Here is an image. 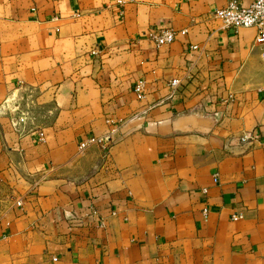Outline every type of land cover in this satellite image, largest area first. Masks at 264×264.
<instances>
[{
    "label": "crops",
    "instance_id": "0c3cea01",
    "mask_svg": "<svg viewBox=\"0 0 264 264\" xmlns=\"http://www.w3.org/2000/svg\"><path fill=\"white\" fill-rule=\"evenodd\" d=\"M226 1L0 0V264H264V49Z\"/></svg>",
    "mask_w": 264,
    "mask_h": 264
},
{
    "label": "built area",
    "instance_id": "2783aa9c",
    "mask_svg": "<svg viewBox=\"0 0 264 264\" xmlns=\"http://www.w3.org/2000/svg\"><path fill=\"white\" fill-rule=\"evenodd\" d=\"M213 16L224 29H254L253 43L264 49V0H252L246 6L242 5L239 0H227L223 7L214 10ZM148 38L155 48H159L171 44L175 39V34L171 29L163 27L149 32ZM189 70H191V67L187 68L182 78H174L167 83V94L158 102L159 104L163 100L171 99L177 95L183 82L190 78ZM142 86L143 83L138 82L133 91L135 93L139 92ZM228 98H230V95H228ZM243 141V137L239 139V142ZM83 147L84 144L79 145V148ZM15 204L18 206L20 202L17 201ZM236 217H239V214L232 216V219Z\"/></svg>",
    "mask_w": 264,
    "mask_h": 264
},
{
    "label": "rangeland",
    "instance_id": "374dc122",
    "mask_svg": "<svg viewBox=\"0 0 264 264\" xmlns=\"http://www.w3.org/2000/svg\"><path fill=\"white\" fill-rule=\"evenodd\" d=\"M18 194V187L15 184H6L0 180V217L4 215L8 203L15 199Z\"/></svg>",
    "mask_w": 264,
    "mask_h": 264
}]
</instances>
